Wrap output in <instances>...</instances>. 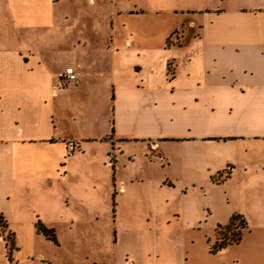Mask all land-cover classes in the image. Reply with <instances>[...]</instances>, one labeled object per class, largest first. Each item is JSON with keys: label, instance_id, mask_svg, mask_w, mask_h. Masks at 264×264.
<instances>
[{"label": "crops", "instance_id": "1", "mask_svg": "<svg viewBox=\"0 0 264 264\" xmlns=\"http://www.w3.org/2000/svg\"><path fill=\"white\" fill-rule=\"evenodd\" d=\"M68 68L79 81L63 87ZM71 142L112 170L104 194L81 203L97 227L83 236L113 259L87 264H264V215L250 226L240 214L242 242L212 254L215 231L188 239L177 196L264 190V0H0V191L70 181ZM191 213L189 229L202 231L204 209ZM18 253L11 262L0 236V264Z\"/></svg>", "mask_w": 264, "mask_h": 264}, {"label": "rangeland", "instance_id": "2", "mask_svg": "<svg viewBox=\"0 0 264 264\" xmlns=\"http://www.w3.org/2000/svg\"><path fill=\"white\" fill-rule=\"evenodd\" d=\"M184 31L177 32L175 37H181ZM195 33H198V27L195 28ZM75 153L74 156L68 155L70 172L73 174L70 181L20 180L15 187L14 196L9 197V194H6V185L0 191V214L4 215L10 230L16 234L15 246L19 253L14 258L19 264L28 263L32 259L38 260L39 256H43L51 264H87L94 257L112 262L113 254L102 246L99 248L100 245L93 239V235L83 236L84 230L92 233L97 227L85 224L84 220L89 218L85 216L81 203L84 200L90 204L95 197H100L99 194H104L105 189L99 183L109 181L112 174L110 175L108 171L111 169L107 170L103 162L97 161L99 153L96 151L91 152L87 159H79L81 155L79 150ZM140 162L144 163L138 158V166L141 165ZM106 164L109 165L108 162ZM148 174L155 177L157 172L151 169ZM126 175L128 172L121 174V176ZM68 195L76 198V201L74 203L68 201L66 205ZM177 196L185 198L186 208L182 223L187 229L186 237L197 241L211 236L216 229V221L225 219L233 210L246 217L249 216L250 226L260 224V219L264 215V205L259 206L252 202V199H263L264 190L248 189L243 192L237 190L232 196L228 195L223 187L212 186L204 191L192 189L184 190L182 193L178 191ZM106 203L109 209V201ZM191 208L204 209L207 219L203 222L202 231L193 232L189 229L193 217ZM78 215H81L83 220L77 226L76 222L72 224L71 218L81 219ZM106 220L110 221L108 218ZM39 222L55 229L60 246L38 233ZM99 227L104 235L102 242H108L111 235L113 237V224L106 223ZM211 240L213 242L216 240V234Z\"/></svg>", "mask_w": 264, "mask_h": 264}, {"label": "trees", "instance_id": "3", "mask_svg": "<svg viewBox=\"0 0 264 264\" xmlns=\"http://www.w3.org/2000/svg\"><path fill=\"white\" fill-rule=\"evenodd\" d=\"M229 177V173L225 178ZM116 193L113 195V206H116L115 202ZM38 232L43 235L47 240L52 241L57 244V236L54 228H48L44 226L41 222L38 223ZM248 229V224L245 218L240 214H234L229 222L225 225H218L215 230L216 240L213 242L211 238L208 239L210 245V252L212 254H217L220 251L233 246L238 245L242 242L244 234ZM9 231L8 222L5 217L0 214V236H2L6 242L8 249V257L12 262V253L16 250L15 237L14 234ZM6 232L8 234L6 235Z\"/></svg>", "mask_w": 264, "mask_h": 264}, {"label": "built area", "instance_id": "4", "mask_svg": "<svg viewBox=\"0 0 264 264\" xmlns=\"http://www.w3.org/2000/svg\"><path fill=\"white\" fill-rule=\"evenodd\" d=\"M78 81L79 76L73 68L66 69V71L60 77V83L63 87L74 86L78 84ZM78 150H80V147L76 143H69L68 151L70 155ZM120 190L123 191V188H120Z\"/></svg>", "mask_w": 264, "mask_h": 264}]
</instances>
